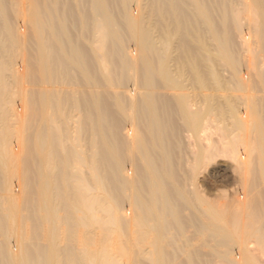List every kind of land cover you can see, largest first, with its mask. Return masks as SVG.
<instances>
[{"label":"bare ground","instance_id":"bare-ground-1","mask_svg":"<svg viewBox=\"0 0 264 264\" xmlns=\"http://www.w3.org/2000/svg\"><path fill=\"white\" fill-rule=\"evenodd\" d=\"M0 264H264V0H0Z\"/></svg>","mask_w":264,"mask_h":264},{"label":"rangeland","instance_id":"rangeland-1","mask_svg":"<svg viewBox=\"0 0 264 264\" xmlns=\"http://www.w3.org/2000/svg\"><path fill=\"white\" fill-rule=\"evenodd\" d=\"M131 4V8L133 7V9L134 8H136L135 7V4H133V2H131L130 3ZM219 162H222L223 163V161H219ZM214 167L216 166V164L215 165H213ZM213 166L211 165L207 170H204V171H202V173L200 174V176H199V178L200 179H206V180H208V185L207 184H202V182H201V189H205L206 190V193H208V195L211 197V198H214L216 195H218V194H226V193H228V194H226V195H229V194H232V193H234V191H236L237 189H238V185H237V183L236 184H234V182H233V180L230 178V177H228V176H226V175H222V173H220V172H215V173H213L212 172V170L214 169L213 168ZM212 173H210V172ZM202 175V176H201ZM225 177V178H223V177ZM228 177V178H227ZM229 179H231V180H229ZM214 181V182H213ZM216 181V182H215ZM210 182V183H209ZM212 183V184H211ZM206 186H208V188L206 187ZM235 186V187H234ZM210 187H211V190H210ZM216 188H218L219 189V192L220 191H222L221 193H219L218 192V189H216ZM210 191H209V190ZM214 189V190H213ZM235 189V190H234ZM204 190V191H205ZM208 190V191H207ZM234 190V191H233ZM212 191V192H211ZM225 193H224V192ZM211 192V193H210ZM215 192V193H214ZM216 192H217V194H216ZM231 192V193H230ZM213 194V195H212ZM216 194V195H215ZM215 199V198H214ZM222 200V199H221ZM224 200V199H223ZM222 200V201H223ZM220 201V200H219ZM225 201V200H224Z\"/></svg>","mask_w":264,"mask_h":264}]
</instances>
